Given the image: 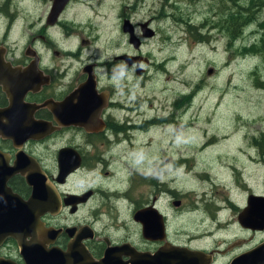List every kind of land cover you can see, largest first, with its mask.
Segmentation results:
<instances>
[{"label":"flooded vegetation","instance_id":"1","mask_svg":"<svg viewBox=\"0 0 264 264\" xmlns=\"http://www.w3.org/2000/svg\"><path fill=\"white\" fill-rule=\"evenodd\" d=\"M75 2L87 5L82 0H68L51 22V0L40 24L38 0L36 18L25 23L27 27L18 35L21 41L15 46L8 39L17 33L24 17L17 9L19 1L13 2L14 12L7 11V3L0 7L4 17V24L0 22V162L6 167H37L48 199L40 204L46 246L61 250L75 246L78 254L86 256L74 258L73 264H229L239 254L264 243V199L251 209V197L264 196V139L255 144L251 141L248 153L241 151L234 154V160L221 164L230 173L232 183L225 194V188L215 190L213 195L205 192L191 200L194 208L177 215L170 212V203L178 206L182 199H173V189L161 187L155 179H148L149 192L141 199L131 198L127 189L118 186L113 191L109 186L105 190L77 188L90 170L106 168L114 162L107 152L119 143L122 132L130 139V127L137 129L143 122L150 125L154 118L131 122L135 115L142 116L137 113L139 103L128 105L118 95L107 70V64L125 63L141 73L139 51L148 37L142 32L146 26L142 28L141 21L133 22L130 13L122 8L120 38L127 35L132 49L122 48L103 61L89 51L95 39L82 33V22L72 14L66 15ZM2 10L5 12L1 13ZM126 19L132 23L133 33L125 30ZM147 26L151 27L149 21ZM56 29L57 34H53L51 31ZM120 46L123 47L122 41ZM30 119L38 121L35 132L24 129ZM40 121L46 123L45 129H40ZM98 144H106L105 149L93 153ZM42 145L47 150L54 145L50 157L41 155ZM105 171L108 175L109 171ZM5 186L23 201L29 199L32 191L26 175L20 171L11 172ZM0 192L6 193L5 187H0ZM97 193H104L105 197L102 195V201L92 205ZM107 203L111 215L104 212ZM10 205L2 202L0 209L5 206L8 210ZM221 207L233 212L229 228L220 225ZM124 212L127 217H121ZM193 212L197 213L192 215ZM80 213L85 215L79 216ZM103 215L107 222L100 225ZM204 216L216 221L215 230L193 231L192 226ZM221 229H230L232 236L221 240ZM20 249L15 237L6 236L0 241V264H26Z\"/></svg>","mask_w":264,"mask_h":264},{"label":"rangeland","instance_id":"2","mask_svg":"<svg viewBox=\"0 0 264 264\" xmlns=\"http://www.w3.org/2000/svg\"><path fill=\"white\" fill-rule=\"evenodd\" d=\"M16 1L24 17L18 34L8 39L14 46L21 41L18 35L27 27L25 23L33 21L38 13V0ZM82 1L87 5L75 2L66 15L82 22V33L95 39L89 51L103 61L122 48L132 49L127 35L120 38L122 8L133 22H150L155 33L141 45V73L125 63L107 64V70L118 95L128 105L139 103L137 113L142 116L135 115L131 122L137 124L143 118L154 121L150 125L143 122L137 129L130 127V139L122 132L119 143L107 152L114 162L90 170L76 187L109 186L113 191L118 186L127 189L131 198L141 199L149 192L148 179H155L161 187L174 190L173 199H182L178 206L170 203L173 215L194 208L191 200L205 192L213 195L215 190L225 188V194L232 183L221 164L234 160V154L241 151L248 153L251 141L255 144L264 139V7L256 8L262 0H256L254 6L252 0ZM13 2L0 0V7L7 3V11L14 12ZM50 4L51 0H40V24ZM0 22L4 24L1 14ZM243 24L242 33L234 39V30ZM51 32L57 34V29ZM50 147L54 149V145ZM105 147L98 144L93 153ZM50 150L42 145L40 153L50 157ZM115 180L119 181L112 183ZM102 195L105 197L104 193L94 195L92 205L101 202ZM107 207L108 203L104 212L111 215ZM232 213L220 208L222 227L229 228L233 223ZM106 222L103 215L99 224ZM192 227L195 232L201 228L212 231L216 221L204 216ZM230 231L221 229L220 239L232 236Z\"/></svg>","mask_w":264,"mask_h":264},{"label":"water","instance_id":"3","mask_svg":"<svg viewBox=\"0 0 264 264\" xmlns=\"http://www.w3.org/2000/svg\"><path fill=\"white\" fill-rule=\"evenodd\" d=\"M68 0H52L51 8L49 11V21L54 22L58 14L61 12L65 3ZM148 21L141 22L142 32L144 35L151 36L154 34V29L147 26ZM130 21L127 19L124 23V28L133 33ZM132 38L134 35L132 34ZM12 126H10L11 128ZM39 127L38 121L28 120L24 126L27 131L31 132L37 130ZM46 123L40 121V129H45ZM62 166V165H61ZM20 171L26 175L28 183L32 186V191L27 201H23L16 193L12 192L10 188L5 186V180L11 172ZM37 167L32 169L1 165L0 162V187H5L6 193L0 195L7 197L0 198V204L7 201L10 202V207L3 210L0 209V241L6 236L10 235L16 238L21 253L26 256V264H73L74 258H85L86 255L78 254L70 245L67 250H61L57 247H47L48 239L46 241L44 232V223L40 220V204H45L48 199L43 185L39 182ZM40 174V173H39ZM264 196L253 195L251 197V209H255L258 203H262ZM260 200V201H259ZM26 205H24V204ZM46 208V206H44ZM247 214L249 211L247 210ZM252 214V213H251ZM158 224L159 221H158ZM149 227L146 223L145 226ZM29 235L28 239L26 236ZM264 243L255 245L252 249L245 251L236 256L229 264H264ZM10 264V263H8Z\"/></svg>","mask_w":264,"mask_h":264},{"label":"trees","instance_id":"4","mask_svg":"<svg viewBox=\"0 0 264 264\" xmlns=\"http://www.w3.org/2000/svg\"><path fill=\"white\" fill-rule=\"evenodd\" d=\"M233 1L237 3L238 0H233ZM258 2H259V1H258ZM256 3H257L256 0H252V4H251V5L254 6ZM262 7H264V0H262L261 2H259V3L256 4V8L261 9ZM244 25H245V24L241 25L240 27H239V25H238L239 28H236V29L234 30V34H233V38H234V39L237 38V37L242 33V31H243V29H244V28H243ZM200 36H201V38H202V37H203V34H201ZM263 38H264V36H263ZM263 38H262L261 41H263ZM263 42H264V41H263Z\"/></svg>","mask_w":264,"mask_h":264}]
</instances>
